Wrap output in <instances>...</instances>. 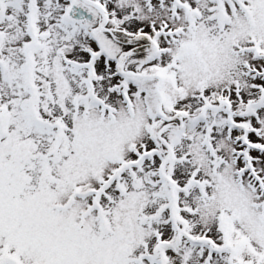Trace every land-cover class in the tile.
Wrapping results in <instances>:
<instances>
[{"label": "snow or ice", "instance_id": "1", "mask_svg": "<svg viewBox=\"0 0 264 264\" xmlns=\"http://www.w3.org/2000/svg\"><path fill=\"white\" fill-rule=\"evenodd\" d=\"M0 264H264V0H0Z\"/></svg>", "mask_w": 264, "mask_h": 264}]
</instances>
